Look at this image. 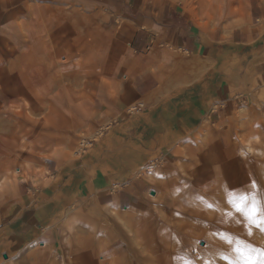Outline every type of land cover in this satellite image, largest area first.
<instances>
[{
  "label": "rangeland",
  "instance_id": "1",
  "mask_svg": "<svg viewBox=\"0 0 264 264\" xmlns=\"http://www.w3.org/2000/svg\"><path fill=\"white\" fill-rule=\"evenodd\" d=\"M260 1L264 12V0ZM71 18L74 17H38L37 41L34 39L31 46L27 38L29 46L17 66V57L3 61L0 56V93L13 88L12 78L16 75L35 77L34 82L49 75L60 79L50 90L49 103L35 108L26 96L12 97L7 91L4 92L7 97L0 96V120L5 121L2 122L5 127L0 129V228L15 221L21 213V228L26 233L20 238V231L14 230L19 229L17 221L7 226L5 232L0 231V264H116L122 255L128 264H160L154 257L158 251L169 253L180 246L192 248L193 252L194 248L203 251L196 260L193 258L194 264H206L213 257L215 264H226L216 257L218 251L227 247L222 236L226 231L238 235L244 229L236 223L215 220L222 213L233 219L235 214L228 199L208 205L200 194L221 190L222 186L228 188L230 183L235 192L249 191L255 184L259 196L264 186L257 183L258 173L245 166L240 167L241 176L224 171L239 163L223 157L224 151L215 146L214 140L209 147V154L213 155L208 160L216 172L228 160V167L219 174L223 175L224 184L221 186L214 180L211 185L195 188L187 183L190 149H203L211 140L229 135L232 138L229 148L242 158L240 148L251 138L245 134L252 127L259 134L252 140L258 147L246 157L248 161L259 157V164L264 158L262 99L255 93L257 106L249 111L239 108L224 111L218 107L205 116L209 125L188 132L179 127L172 106L147 116L145 99L130 95L134 91L131 79L132 86L120 87L101 76L93 57L100 43L93 26L79 32L75 22V30L61 25ZM260 22H264V13ZM33 72L38 74L33 76ZM67 75H77L81 80H69ZM33 97L39 99L36 94ZM41 97H47L45 90ZM119 104L121 111L116 110ZM132 107L136 109L131 111ZM21 115L24 120L19 121ZM27 116L32 120H26ZM173 127L175 131L161 143L146 141L152 131L174 130ZM181 132L185 135L173 137ZM81 140L87 143L81 144ZM154 162L160 167L147 176L146 170ZM101 169L109 171L104 174L109 181L106 187L77 193L80 180L90 185L96 171ZM244 178L250 179V183L242 188ZM151 194L157 196L153 198ZM107 198L117 200L112 214L105 210ZM127 207L134 209L135 217L140 219V225L134 223L131 227L135 239L125 228L117 227L116 217L124 214ZM73 215L81 216L80 221L69 230L65 222ZM214 220L215 223L208 224ZM111 231L117 236L118 246H123L119 254L111 249L116 242L112 241ZM33 240L47 243L33 245ZM251 243L264 247V234ZM17 253L20 254L17 259L5 261Z\"/></svg>",
  "mask_w": 264,
  "mask_h": 264
},
{
  "label": "crops",
  "instance_id": "2",
  "mask_svg": "<svg viewBox=\"0 0 264 264\" xmlns=\"http://www.w3.org/2000/svg\"><path fill=\"white\" fill-rule=\"evenodd\" d=\"M263 13L260 0H0V56L3 61L17 57V66L25 48L29 46L27 38H30L31 46L34 45L32 44L34 39L37 41L38 17L49 15L74 17L72 20L63 21L61 25L69 26L67 28L69 30H75V22L79 32L93 26L98 35L96 39L100 40L93 57L101 76L109 79L108 83L120 87L132 86L129 83L131 79L134 91L131 90L130 95L145 99L147 116L166 110L168 105L172 106L179 127L188 132L209 125L210 121L205 116L218 107L232 112L237 108L253 110L257 106L255 93L263 101L260 107L264 114V22H260ZM37 74L33 72V76ZM12 79L13 88L4 92H9L12 97H28L34 108L38 104L49 103L50 90L60 80L55 75L35 82V77L30 78L28 75L24 77L16 75ZM67 79L81 80L77 75H67ZM8 84L6 82V85ZM43 90L46 91L47 97L42 99ZM4 92L0 93V96L7 97ZM35 94L39 99L33 97ZM114 104L111 105V109ZM116 110L121 111L122 105L119 104ZM242 115L245 117L244 113ZM203 117L205 118L202 121ZM19 119L17 118L19 121L24 120L22 115ZM26 120L32 119L27 116ZM2 122L5 121L0 120V129L5 127ZM174 131L175 129L152 131L150 140L146 141L157 145ZM185 132L174 134L173 137L178 139L179 136L185 135ZM245 136L251 138L246 139L244 146L240 148L242 158L229 148L232 139L229 135L210 139L209 145H205L203 149L197 150L190 146L191 167L188 170L187 183L195 188L211 185L214 180H218L221 186L224 184L223 175L219 174L223 173L222 168L228 167V160L223 162L219 172L215 171L213 163L208 160L209 155H213V152L209 154V147L215 140V146L224 151L223 157L227 156L226 158L234 160L235 164H240L225 168L224 171H228L230 175L241 176L240 167L245 166L250 172L258 173L257 183L264 186V158L259 164L257 162L259 157L250 161L247 159L248 154L255 153L258 147L252 140L259 137V134L254 133L250 127ZM155 167L158 169L160 166ZM108 172L102 169L96 171L90 185L85 180H80L81 189L79 188L77 193L105 188V183L109 181L104 174ZM146 174L149 176L151 172L146 171ZM197 181H201V184L198 185ZM227 182L229 183V180ZM249 183L250 179L244 178L240 187H246ZM231 188L233 187L229 183L228 188L222 186L221 190H216L218 194L216 191H210L209 194L203 193L200 196L208 201L206 202L208 205H216L228 199L227 194L232 191ZM192 193L188 191V194ZM261 194L259 197L264 198V191ZM151 196L155 198L157 194ZM116 201L105 199V210L109 214L114 213L112 207ZM120 201L121 199L118 200V204ZM135 212L134 209L127 207L126 212L120 215L122 217L119 215L116 217L118 229L122 226L134 239L136 236L132 235L131 227L134 223L140 225L138 221L140 219L135 217ZM80 217L78 215L67 217L65 223L69 225V230L76 227ZM16 218L15 221L20 224L16 226L19 229L14 230L20 231L22 238L26 233L22 232L21 213ZM31 220L32 217L28 220L29 223ZM215 220L235 223L242 218L236 217L234 221L222 213ZM215 220L209 221L208 224L215 223ZM13 222L1 227L0 231L5 232L7 226L10 227ZM205 227L207 229L208 226ZM238 233L250 242L263 235L255 230L251 237L246 235L245 230ZM111 235L112 241L116 240L111 249H115L119 254L123 246H118L115 233L111 231ZM64 238L67 240L66 235ZM41 243L46 244L47 241L37 240L33 245ZM130 249L129 245L128 252ZM194 251L192 248L180 246L169 253L165 250L158 251L154 257L160 264H180L184 263L185 259L193 261L194 257L196 260L198 256L203 255L201 249L194 248ZM19 255L17 253L5 261L17 259ZM115 262L130 263L124 255L118 257Z\"/></svg>",
  "mask_w": 264,
  "mask_h": 264
},
{
  "label": "snow or ice",
  "instance_id": "3",
  "mask_svg": "<svg viewBox=\"0 0 264 264\" xmlns=\"http://www.w3.org/2000/svg\"><path fill=\"white\" fill-rule=\"evenodd\" d=\"M227 195L228 204L235 214L233 220L235 216L242 218L235 223L244 228L246 235L251 237L254 230L264 234V198L258 196L255 184L249 191L239 194L229 191ZM222 240L227 247L218 251L216 257L226 264H264V247L253 245L249 240L227 231ZM184 264H194V261L185 259ZM206 264H215V257Z\"/></svg>",
  "mask_w": 264,
  "mask_h": 264
},
{
  "label": "bare ground",
  "instance_id": "4",
  "mask_svg": "<svg viewBox=\"0 0 264 264\" xmlns=\"http://www.w3.org/2000/svg\"><path fill=\"white\" fill-rule=\"evenodd\" d=\"M134 109H136V108H135V107H132L130 110L132 111V110H134ZM15 116H16V115H15ZM81 142H82L81 144H83V143L86 144V143H87V142L84 141V140H81ZM243 150H244V149H243ZM161 159H162V158H161ZM156 161H158V160L156 159ZM159 162H160V161H159ZM155 166H160V165H157L156 162H154L152 167H153V168H156ZM153 168H149L148 171H147V170H146V171H147V172H149V171L151 172V171L153 170ZM140 173H141V171H140ZM140 175H141V174H140ZM15 179H16V178H15ZM226 191H227V190H226ZM153 192H154V191H153ZM218 226H219V225H218ZM35 243H36V242H35Z\"/></svg>",
  "mask_w": 264,
  "mask_h": 264
},
{
  "label": "water",
  "instance_id": "5",
  "mask_svg": "<svg viewBox=\"0 0 264 264\" xmlns=\"http://www.w3.org/2000/svg\"><path fill=\"white\" fill-rule=\"evenodd\" d=\"M202 244H204V243L202 242ZM5 256H7V255H5Z\"/></svg>",
  "mask_w": 264,
  "mask_h": 264
}]
</instances>
